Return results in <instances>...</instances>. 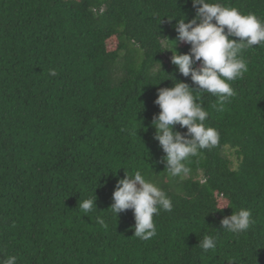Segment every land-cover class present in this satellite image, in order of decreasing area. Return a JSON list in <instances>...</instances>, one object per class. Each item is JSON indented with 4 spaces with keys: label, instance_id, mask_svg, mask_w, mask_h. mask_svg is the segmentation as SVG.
I'll return each instance as SVG.
<instances>
[{
    "label": "trees",
    "instance_id": "obj_1",
    "mask_svg": "<svg viewBox=\"0 0 264 264\" xmlns=\"http://www.w3.org/2000/svg\"><path fill=\"white\" fill-rule=\"evenodd\" d=\"M207 2L264 20V0ZM195 14L191 0H0V259L264 264V47L242 54L248 72L231 82L236 95L223 111L217 97L194 91L220 141L190 158L188 176L167 174L153 138L158 89L174 76L198 90L165 42L188 53L174 25ZM135 171L173 204L154 215L157 235L146 241L134 236L132 209H109L117 180ZM94 194L97 210L85 214L78 203ZM221 195L250 210L247 232L221 228L233 213L218 211ZM204 235L214 249L198 246Z\"/></svg>",
    "mask_w": 264,
    "mask_h": 264
},
{
    "label": "clouds",
    "instance_id": "obj_2",
    "mask_svg": "<svg viewBox=\"0 0 264 264\" xmlns=\"http://www.w3.org/2000/svg\"><path fill=\"white\" fill-rule=\"evenodd\" d=\"M187 2V0H185ZM196 9L195 16L185 22L180 18L174 25L177 41L191 45L188 53L176 51V41L166 38L165 42H174L171 64L183 77H190L198 90L188 83L172 77L173 86L159 88L154 103L159 106V113L153 117L154 139L158 141L163 153L160 163L170 177L183 179L191 169L187 163L191 157H198L203 150H211L220 141L217 129L207 126L209 113L199 103V94H210L218 98L217 110L223 111L226 103L236 95L231 82L241 79L248 72V64L242 55L254 46L264 47V20L254 13L243 14L239 9L224 6L220 3H209L207 0H191ZM49 75H57L54 69ZM186 128V132L175 131L174 126ZM97 197L85 199L78 207L85 213L97 210ZM110 208L113 215L125 210L134 212V236L140 240H149L157 235L154 215L161 210L171 212V198L155 183L145 179L140 171L134 174L125 172L123 179H118L112 195ZM218 200L223 201L221 195ZM232 206L221 204L218 211ZM97 222L104 224L102 217ZM251 212L241 208L225 216L220 221L221 228L239 234L247 232L254 224ZM198 246L205 251L216 247L215 238L204 235ZM0 264H17V257L9 256L0 259Z\"/></svg>",
    "mask_w": 264,
    "mask_h": 264
},
{
    "label": "rangeland",
    "instance_id": "obj_3",
    "mask_svg": "<svg viewBox=\"0 0 264 264\" xmlns=\"http://www.w3.org/2000/svg\"><path fill=\"white\" fill-rule=\"evenodd\" d=\"M110 44L111 45H114V42H111L110 41ZM230 158L235 162L236 161V157H235V155L233 154V153H230ZM219 203H220V206H221V204H224V203H226L227 204V201L224 199L223 201H221V200H219Z\"/></svg>",
    "mask_w": 264,
    "mask_h": 264
}]
</instances>
